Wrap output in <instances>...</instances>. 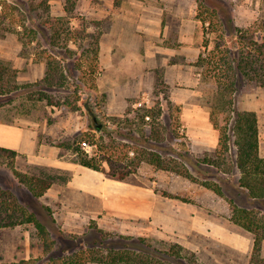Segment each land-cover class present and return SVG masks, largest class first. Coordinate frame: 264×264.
I'll use <instances>...</instances> for the list:
<instances>
[{"label":"rangeland","instance_id":"374dc122","mask_svg":"<svg viewBox=\"0 0 264 264\" xmlns=\"http://www.w3.org/2000/svg\"><path fill=\"white\" fill-rule=\"evenodd\" d=\"M38 1L40 0H36V4ZM66 1L49 0L50 16L65 18L62 20L63 22L71 21V24L61 25L65 31L62 33H66V27H71L70 31L74 36L70 41L61 39L58 45L53 48L54 50L49 48L48 42L43 36L46 33L49 38L52 36V31L43 26V20L47 15L40 7L34 12L19 11L14 14L17 23L24 19L28 27L38 25L42 29V32L40 31L36 35L31 44H21L17 35L13 33H7L4 36L0 34V63L6 68L4 75L6 89L5 94H0V110L8 111L12 116H17L19 121H25L26 124L43 123L51 127L55 134L50 137L40 132L39 140L41 142L64 140L83 131L89 123V118L83 108L84 102L94 106L99 122L112 123L114 121L110 120L111 117L124 116L123 113L109 114L107 108L110 100H115V98L112 99L114 87L102 83L112 81L111 78L115 77L114 72L112 73L113 70L101 71L99 66L95 70L98 73L92 72L95 64L93 46L97 35L101 29L109 28L111 15L114 10L118 9L121 0H75L74 8L70 12L65 11V8H70L71 5ZM189 1L192 2L197 13L203 16H210L211 6L218 7L220 16V22L215 21L217 31L211 33V24L200 26L202 33L205 34L203 45L205 41H208V46L204 49L207 54L206 61L203 66L199 67L201 73L197 86L199 96L194 100V104L200 106L207 113L208 131L203 129L199 131V128L195 127V136L205 138L204 143L206 144L189 138L185 121L181 119L183 116L182 105H180L181 108L170 102L169 87L161 84L159 80L150 89H146L145 92H148V95L142 93L132 95L133 99L148 106L154 105L159 100L164 111V117L160 120V137L163 138L160 145L168 153L174 149L179 152H189L191 155V162H187L186 165L191 171L193 179L178 176L172 172L159 171L145 163L141 165L136 175L129 178V182L133 184L151 186L163 196L167 195L170 198L178 199L177 203L183 207L179 215L186 220V222H182L178 233L165 232L162 227L158 226L157 221L155 223L148 218L123 219L105 211L97 213L96 210L100 209V203L95 197L66 187L70 179L67 173L29 165L26 159L21 156H17L15 159L13 164L15 169L30 176L49 177L53 184L42 197L33 201L27 189L20 185L14 177L13 168L5 164L0 166V188L9 192L20 203H27L29 208L42 220L50 221L46 219L50 214L54 220V228L67 236L83 235L93 218L98 226L106 231L143 238L145 240L143 248L149 253L156 251L153 254L158 255L161 261H164L161 264H254L250 258L253 246L252 237L229 221L228 199L232 198L236 203L248 208L263 209L264 206L249 199L238 186L240 174L235 167L236 147L233 145L232 134L228 144L229 151L225 156L219 154L220 147L218 145L211 149V112L215 113L220 126L224 127L226 119L230 116V109H240L239 98L241 96L249 102L259 101V104H262V100H264L263 88L245 86L240 79L236 91L223 93L211 77V51L215 56L220 57L230 49L233 42H236L228 37L226 13L231 6L234 7V13L238 12L235 4L246 0ZM253 1L250 8L260 12L258 4L261 8V3L264 0ZM239 16L243 17L242 14ZM29 17L34 24L28 20ZM258 22L257 25L264 30V12L262 10ZM246 28L243 26L240 29ZM18 29L22 31L19 26ZM91 35L94 37H90ZM68 49L74 53L71 54ZM43 52L54 56L61 53L60 57L65 59L66 66L72 73L68 74L69 77L66 78L67 90L48 91L59 102V105L55 107L48 106L46 101L37 99V89L42 87V85H38V78L43 74L45 67ZM228 56H239L238 50L228 53ZM93 84L96 85L95 89L91 88ZM15 85L22 86V88L15 90L13 89ZM24 85H28L29 88L25 89ZM114 89H118V87ZM27 90L31 91L27 92ZM30 96L33 98L31 99ZM107 101L110 102L107 104ZM130 105L131 102L127 103L128 107ZM138 106V103L134 104V107ZM247 106H251V104H247ZM176 107H180L178 114ZM177 115L178 122L176 121ZM129 117L132 119L134 114L132 113ZM1 118L5 119L7 116L0 114ZM257 123L260 140L264 146V114L263 117L262 115L260 118L257 117ZM174 128L179 132L177 139L173 133ZM146 131L150 133L149 125L146 126ZM219 137L220 134L217 131L213 142L218 143ZM201 145H206L208 149L200 147ZM67 155L70 154L67 153ZM216 159L221 160L224 164L217 166L216 163H213V160ZM229 169H231L230 172ZM206 184L211 187H219L222 195H218L206 187ZM45 207L49 210L46 211ZM194 215H196V223H193L194 218L191 219V216ZM204 220L211 221V234L202 233L192 228L194 225L196 227L204 226L206 223ZM221 231L226 235H223ZM52 235L54 238L56 237L54 232ZM89 238V236H85L87 241H90ZM81 239L83 238L81 237ZM172 246L178 250L181 259L175 258L173 253L165 254L171 252ZM262 256L264 257V250ZM22 261H28L27 264H52L48 255L44 253L42 240L32 224L25 223L15 227L0 228V264H22Z\"/></svg>","mask_w":264,"mask_h":264},{"label":"trees","instance_id":"16d2710c","mask_svg":"<svg viewBox=\"0 0 264 264\" xmlns=\"http://www.w3.org/2000/svg\"><path fill=\"white\" fill-rule=\"evenodd\" d=\"M75 0H67L70 8L65 11L70 12L74 8ZM42 8L47 15L43 20V26L52 31V36L43 35L51 50L62 40H72L73 32L71 27H66V33L61 25L71 24V21L63 22L65 18H53L50 16L49 0H0V34H16L21 44L32 43L36 35L42 29L38 25L28 27L26 20L18 22L15 20V12H34ZM222 7V6H221ZM223 8V7H222ZM224 9V8H223ZM227 12V11H226ZM226 26L228 25V37L236 42L232 43L220 57L215 56L211 51V77L216 82L217 87L223 93H230L237 90L238 82L241 79L243 85L252 87H264V30L259 25H252L246 29H240L234 24V11L231 6L228 10ZM197 18L202 24H211V33L217 31L218 21L220 22L219 10L216 6H211L210 16H203L197 13ZM215 19V20H214ZM31 20L30 17L28 19ZM215 21L217 23H215ZM34 24L33 21H30ZM19 24V25H16ZM22 28V31L18 29ZM259 30H262L259 32ZM26 36V37H25ZM28 37V38H27ZM90 37H94L91 35ZM48 38V39H47ZM28 39V41H26ZM205 49L208 41H205ZM67 50V49H66ZM238 50L239 56H228L232 51ZM71 54L74 51L68 49ZM43 52L45 62L44 77L38 81L42 85L37 89L38 100L46 101L48 106L55 107L59 102L54 96L49 94V90H67L66 78L72 74L67 68L65 59ZM207 54L203 51L197 64L201 67L206 61ZM92 72L99 67V46L98 37L93 46ZM210 63V61H209ZM6 68L0 63V94H5L4 75ZM28 89V85L23 86ZM22 86L15 85L13 89L18 90ZM96 88V85H91ZM13 91V90H12ZM31 90H27L30 92ZM11 92V91H10ZM32 99L33 96H30ZM141 101L131 100V105L127 108L123 117H111L108 121L99 122L94 106L88 102L83 103L85 113L89 118L87 127L70 138L60 140L56 145L64 152H70L76 163L91 170L100 172L109 179L129 182V178L136 175L143 163L152 168L172 172L175 175L188 179H193L191 171L186 163L191 162L189 152H179L171 149L168 151L161 146L163 138L161 136V118L164 111L161 103L156 101L154 105L134 104ZM134 117H129L131 114ZM176 113L180 109L176 107ZM96 117L101 127L93 123ZM149 117V120L146 119ZM178 122V115L176 118ZM211 122L215 130L220 134L218 146L219 154L225 156L229 151V140L233 136V145L236 147L235 167L239 171L238 186L246 193V196L254 202L264 206V157L259 154V130L257 115L254 112L241 111L237 108L230 109V116L225 121V126L219 124L215 113L211 112ZM150 126V133H147L146 126ZM174 136L179 138V132L174 128ZM88 148V149H87ZM167 154V155H166ZM19 153L15 150L0 147V166H11L12 173L18 183L27 189L33 201L42 197L53 184L49 177L28 175L20 172L13 166ZM171 157H169V156ZM224 158V157H223ZM217 166H222L221 160H213ZM229 172L231 169L228 170ZM218 195H222L219 187L205 185ZM230 206L229 221L249 233L253 240L251 262L254 264H264L262 251L264 250V208H248L242 206L232 198L228 199ZM46 211L49 209L45 207ZM44 221L29 208L27 203H20L13 195L0 188V228L15 227L20 224H32L39 238L43 243V251L48 255L52 264H161V258L149 253L142 245L145 240L141 237L124 235L117 232H109L100 228L96 220L91 219L87 230L83 235L67 236L54 228V220L49 214ZM52 232L56 234L54 238ZM89 236L90 241L85 239ZM81 237L84 239H81ZM150 247V245H147ZM181 259L175 246L171 247L170 255ZM159 254V253H158ZM28 261H22L27 264Z\"/></svg>","mask_w":264,"mask_h":264},{"label":"crops","instance_id":"0c3cea01","mask_svg":"<svg viewBox=\"0 0 264 264\" xmlns=\"http://www.w3.org/2000/svg\"><path fill=\"white\" fill-rule=\"evenodd\" d=\"M253 2L246 0L235 4L238 12L234 13V24L238 28L259 24L260 12H264V1L261 8L258 4L260 12L250 8ZM109 24V28L101 29L97 35L100 69L105 72L113 70L115 75L111 78L112 81L102 84L118 87L113 88L112 99L115 100H110V103L107 101L109 114H125L127 103L133 100L132 95H148L146 89H150L159 80L161 84L169 87L170 102L182 105L181 119L185 121L189 138L206 144L205 138L195 136V127L199 128V131H208V115L200 106L194 104V100L199 96L197 86L201 73L197 62L205 49V34L200 29L202 23L197 18V11L192 2L121 0L118 9L113 11ZM44 72L45 67L38 80L44 77ZM98 87L100 89L99 83ZM262 101V104H259V101L249 102L241 96L239 110L254 112L258 118L261 115L263 117L264 100ZM0 114L7 116L0 119V147L17 151L18 156L24 157L29 165L67 173L70 179L66 187L95 197L100 203L97 213L105 211L123 219L148 218L152 222L157 221L158 226L165 232L173 234L178 233L182 222H186L179 215L183 207L177 203L178 199L163 196L151 186L109 179L100 172L76 163L70 152H64L56 145L59 141L41 142L40 132L50 137L55 134L51 127L43 123L26 124L8 111L0 110ZM216 136L217 130L211 125V149L218 145L213 142ZM260 139L259 134V154L264 157V146ZM200 147L208 149L206 145ZM195 218L196 215L191 216L193 223H196ZM204 222V226L194 225L192 228L211 234V221Z\"/></svg>","mask_w":264,"mask_h":264},{"label":"water","instance_id":"95a60500","mask_svg":"<svg viewBox=\"0 0 264 264\" xmlns=\"http://www.w3.org/2000/svg\"><path fill=\"white\" fill-rule=\"evenodd\" d=\"M93 123H94L95 126L101 127V125L98 123L96 117H93Z\"/></svg>","mask_w":264,"mask_h":264},{"label":"built area","instance_id":"2783aa9c","mask_svg":"<svg viewBox=\"0 0 264 264\" xmlns=\"http://www.w3.org/2000/svg\"><path fill=\"white\" fill-rule=\"evenodd\" d=\"M143 102L138 103V105L142 104ZM147 120H149V117H146ZM88 149V148H87Z\"/></svg>","mask_w":264,"mask_h":264}]
</instances>
